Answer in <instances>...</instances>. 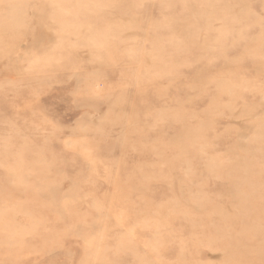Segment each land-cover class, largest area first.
I'll use <instances>...</instances> for the list:
<instances>
[{"label": "rangeland", "instance_id": "rangeland-1", "mask_svg": "<svg viewBox=\"0 0 264 264\" xmlns=\"http://www.w3.org/2000/svg\"><path fill=\"white\" fill-rule=\"evenodd\" d=\"M0 264H264V0H0Z\"/></svg>", "mask_w": 264, "mask_h": 264}]
</instances>
